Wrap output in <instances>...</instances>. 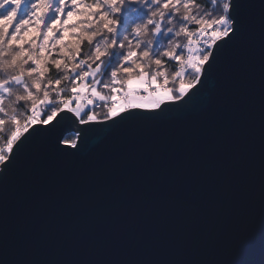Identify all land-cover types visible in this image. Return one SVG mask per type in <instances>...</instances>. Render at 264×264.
Returning <instances> with one entry per match:
<instances>
[{"label":"water","instance_id":"1","mask_svg":"<svg viewBox=\"0 0 264 264\" xmlns=\"http://www.w3.org/2000/svg\"><path fill=\"white\" fill-rule=\"evenodd\" d=\"M237 3L251 27L206 102L114 125L68 114L20 146L0 184V264H264V0ZM70 132L81 151L56 155Z\"/></svg>","mask_w":264,"mask_h":264},{"label":"snow or ice","instance_id":"2","mask_svg":"<svg viewBox=\"0 0 264 264\" xmlns=\"http://www.w3.org/2000/svg\"><path fill=\"white\" fill-rule=\"evenodd\" d=\"M211 3L212 13L195 0H0V129H13L0 148V184L20 146L68 114L84 126L114 125L141 113L176 119L194 97L206 102L222 53L251 27L237 0ZM75 12L84 19L70 23ZM260 15L264 29V3ZM173 17L178 27L168 26ZM169 61L174 73L165 70ZM170 76L178 87H169ZM97 102L102 116L89 108ZM60 145L81 151L78 139H61L54 151L61 157Z\"/></svg>","mask_w":264,"mask_h":264},{"label":"trees","instance_id":"3","mask_svg":"<svg viewBox=\"0 0 264 264\" xmlns=\"http://www.w3.org/2000/svg\"><path fill=\"white\" fill-rule=\"evenodd\" d=\"M87 2H91V0H87ZM195 3H196V5L198 6V8H199V10H201L202 12L203 11H207V12H209V13H212L213 12V8H214V6L212 5V3H211V0H195ZM85 5H81L80 7L81 8H83ZM82 19H84V16H83V14L82 13H79V12H75L74 14H73V17L71 18V20H70V23L71 22H73V21H79V20H82ZM177 19H178V17H173V24H170V25H168L169 27H178V24L176 23V21H177ZM15 23V22H14ZM193 27V30H194V28H195V26L193 25L192 26ZM75 39V37H73L72 35H71V30H69V36L66 38V40L68 41V42H71V41H73ZM163 43H165L166 44V40H164V41H162ZM181 43H186V41H183V40H181ZM84 51H87L88 49H87V45H85L84 46V49H83ZM177 65L175 64V62H172V61H169L167 64H166V68H165V70H166V72H168V73H174L176 70H177ZM105 78H107V77H105ZM186 79H187V77H186ZM169 80H170V82H169V87H178L179 86V81H176L174 84L172 83V81H171V76H170V78H169ZM162 82V81H161ZM28 107H30V105L28 106ZM94 107H95V109H96V113L98 114V115H101L102 116V114H103V112H104V108L103 107H96L95 105H94ZM18 111H24V108L23 107H20L19 109H18ZM13 129H12V127H11V125L10 124H6V126H5V128H3V129H0V148H6V142H7V138H8V136L11 134V131H12ZM75 137H76V134L74 133V132H70V133H68L65 137H64V139H66V140H69V141H71V140H73V139H75ZM6 150V149H5Z\"/></svg>","mask_w":264,"mask_h":264},{"label":"rangeland","instance_id":"4","mask_svg":"<svg viewBox=\"0 0 264 264\" xmlns=\"http://www.w3.org/2000/svg\"><path fill=\"white\" fill-rule=\"evenodd\" d=\"M100 106L103 107L102 104H101ZM89 108H90L92 111H95V112H96V109H95L94 105H93V106H89ZM76 138H77V135H76L75 139H76ZM5 149H6V148H5Z\"/></svg>","mask_w":264,"mask_h":264},{"label":"built area","instance_id":"5","mask_svg":"<svg viewBox=\"0 0 264 264\" xmlns=\"http://www.w3.org/2000/svg\"><path fill=\"white\" fill-rule=\"evenodd\" d=\"M100 105H101V103H99V102L95 103L96 107H99Z\"/></svg>","mask_w":264,"mask_h":264}]
</instances>
